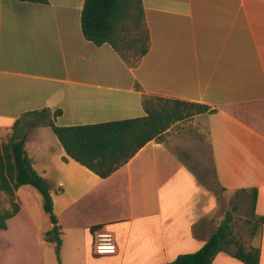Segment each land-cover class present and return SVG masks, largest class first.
Returning a JSON list of instances; mask_svg holds the SVG:
<instances>
[{
    "label": "crops",
    "instance_id": "0c3cea01",
    "mask_svg": "<svg viewBox=\"0 0 264 264\" xmlns=\"http://www.w3.org/2000/svg\"><path fill=\"white\" fill-rule=\"evenodd\" d=\"M47 1L0 0V143L22 119L26 151L62 228L60 256L66 251L72 264H164L197 252L211 236L205 220L214 200L198 179L211 161L225 192L252 194L264 264V0H142L151 49L137 68L84 37L86 0ZM144 96L214 113L175 124L165 142L149 143L108 179L69 158L49 126H31L57 111L60 127L141 118ZM15 201L21 209L0 232V264L9 252L45 264L55 247L45 242L54 224L43 196L23 186ZM96 229L113 234L117 254L95 255ZM213 264L244 263L221 253Z\"/></svg>",
    "mask_w": 264,
    "mask_h": 264
},
{
    "label": "trees",
    "instance_id": "16d2710c",
    "mask_svg": "<svg viewBox=\"0 0 264 264\" xmlns=\"http://www.w3.org/2000/svg\"><path fill=\"white\" fill-rule=\"evenodd\" d=\"M18 1L37 4L48 2ZM81 24L83 35L88 41L99 47L109 44L130 68H137L151 49V33L142 0H86ZM143 107L145 116L136 119L60 127L55 124V119L61 115V112L57 111L50 117L41 116L31 126L36 127L39 122L49 126L69 158L101 179H108L149 143L165 142L167 132L175 124L197 115L214 113L206 105L158 96H144ZM46 113L50 112L32 113L27 116ZM13 131L8 143L0 144V194H5L10 200L8 209L3 208L0 201V232L7 229L8 221L21 209L15 201L17 190L23 186H31L43 196L44 210L54 224V228L46 234L45 242L53 245L59 255L63 232L54 214L49 184L33 168L28 156L27 130L22 125V119L15 124ZM256 197L255 192L254 204ZM251 222L261 231L263 218L253 213ZM231 236V216L228 215L200 250L179 255L174 261L164 264H213L221 253H228L244 264L261 263L260 247L250 246L246 249L235 244ZM233 244L237 246L235 252L228 250Z\"/></svg>",
    "mask_w": 264,
    "mask_h": 264
},
{
    "label": "rangeland",
    "instance_id": "374dc122",
    "mask_svg": "<svg viewBox=\"0 0 264 264\" xmlns=\"http://www.w3.org/2000/svg\"><path fill=\"white\" fill-rule=\"evenodd\" d=\"M47 117V115H45ZM49 117V116H48ZM34 120V119H33ZM31 120H29L30 122ZM10 140V137L6 141L0 144H6ZM212 162L205 163V169L200 173L198 172L199 182L203 185L204 189L208 192L207 196L214 200V205L209 217L205 222L209 223L210 229L208 236L217 231L221 224L226 220L227 216H231V238L246 249L250 245L258 247L259 229L254 227L253 222V199L252 194H244L241 192L227 193L221 188L217 182V178L213 172L211 166ZM210 165L211 167H208ZM0 201L3 208L7 209L10 203L9 197L5 194H0ZM255 222L257 220H254ZM236 245H231L228 250L235 252ZM67 250V249H65ZM41 257L37 254H16L9 252L2 264H41ZM74 257L68 259L66 251L58 255L53 247H48L45 252V264H72Z\"/></svg>",
    "mask_w": 264,
    "mask_h": 264
},
{
    "label": "built area",
    "instance_id": "2783aa9c",
    "mask_svg": "<svg viewBox=\"0 0 264 264\" xmlns=\"http://www.w3.org/2000/svg\"><path fill=\"white\" fill-rule=\"evenodd\" d=\"M93 251L97 256L117 254V244L112 233L98 229L94 232Z\"/></svg>",
    "mask_w": 264,
    "mask_h": 264
}]
</instances>
